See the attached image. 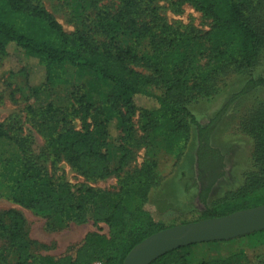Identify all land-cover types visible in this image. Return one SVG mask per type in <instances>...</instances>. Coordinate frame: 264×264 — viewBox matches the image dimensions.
<instances>
[{"label":"trees","instance_id":"obj_1","mask_svg":"<svg viewBox=\"0 0 264 264\" xmlns=\"http://www.w3.org/2000/svg\"><path fill=\"white\" fill-rule=\"evenodd\" d=\"M86 1L90 23L67 32L41 0H0V54H7L13 46L37 59L46 68L49 84L62 81L60 68L87 72L110 84L108 91L98 90L95 98L90 91L76 98L79 107L75 111L82 125L50 135L46 146L51 157L65 160L87 179H104L112 172L105 149L111 144L121 152L119 170L135 141V118L145 136L158 139L162 153L176 160L193 127L197 202L201 205L193 221L264 204V105L243 125L254 141V171L242 187L210 205L211 188L224 169L223 155L212 145L211 136L226 107L206 124L190 110L193 102L211 95L215 77L230 67L247 77L230 102L264 87V73L255 74L257 67L264 66V0H175L172 4L177 8L188 3L210 19L204 33L169 24L149 4L152 0H115L114 6L102 0ZM141 97L152 99L154 105H138L136 100ZM111 124L117 131L114 138ZM0 142L23 152L0 156V192L10 201L40 214L55 213L66 221L89 214L110 231L109 236L86 234L70 252L36 256L25 234L23 215L7 209L0 214V264H91L96 260L122 264L133 246L172 226L155 220L145 203L159 179V161L154 156L124 175L113 199L98 200L99 191L92 187L76 190L67 182H55L26 157L19 135L10 134L1 124ZM256 235L264 238V229L237 239ZM219 242L224 241L181 246L149 264H190L193 246ZM194 264L230 261L219 258Z\"/></svg>","mask_w":264,"mask_h":264},{"label":"rangeland","instance_id":"obj_2","mask_svg":"<svg viewBox=\"0 0 264 264\" xmlns=\"http://www.w3.org/2000/svg\"><path fill=\"white\" fill-rule=\"evenodd\" d=\"M174 1L148 2L157 8L158 14L166 22L180 30L204 33L210 28V19L191 4L185 3L177 8L172 4ZM41 3L67 32L84 28L90 23V9L86 0H41ZM102 3L114 6L116 2L102 0ZM255 72L257 75L263 74L264 66L257 67ZM59 73L62 81L49 84L46 82V68L37 59L13 46H9L7 54H0V124L10 134L19 135L26 157L55 182H67L76 190L92 187L99 191L97 199L101 200L113 199L124 175L154 156L159 161V179L149 189L145 202L153 218L164 225L195 220L201 205L197 202L199 184L196 179V137L193 127L180 158L176 160L162 153L158 139L145 136L135 118V141L126 163L119 170L116 169L121 152L111 144L105 149L112 172L104 179H87L65 160L55 161L51 157L46 146L50 135L66 127L80 129L82 125V119L75 111L79 107L76 98L89 91L95 98L98 90L106 92L110 89L109 83L87 72L60 68ZM246 79V75L230 67L215 77L209 97L198 99L190 105L191 112L201 124H206L226 107L211 136L212 145L223 155L224 169L223 175L211 188L208 205L225 193L242 187L255 168L254 141L243 131V125L249 117L251 120L258 106L264 105V87L254 88L230 102ZM136 102L141 106L154 105L148 97L137 98ZM90 119L88 116L87 120ZM110 133L113 138L117 135L113 124L110 125ZM17 147L0 142V156L19 152ZM19 153L23 154L22 151ZM7 209L17 210L23 215L25 234L36 256H58L70 252L88 233L110 235L109 228L102 222L93 221L89 214L78 221H66L55 213L40 214L14 203L0 192V214ZM237 238L193 246L190 264L219 258H229L230 264H264L262 236ZM2 243L0 239V246Z\"/></svg>","mask_w":264,"mask_h":264},{"label":"water","instance_id":"obj_3","mask_svg":"<svg viewBox=\"0 0 264 264\" xmlns=\"http://www.w3.org/2000/svg\"><path fill=\"white\" fill-rule=\"evenodd\" d=\"M264 229V204L159 230L133 246L122 264H149L185 245L226 241Z\"/></svg>","mask_w":264,"mask_h":264},{"label":"built area","instance_id":"obj_4","mask_svg":"<svg viewBox=\"0 0 264 264\" xmlns=\"http://www.w3.org/2000/svg\"><path fill=\"white\" fill-rule=\"evenodd\" d=\"M91 264H104V263H103V261L96 260V261L92 262Z\"/></svg>","mask_w":264,"mask_h":264}]
</instances>
